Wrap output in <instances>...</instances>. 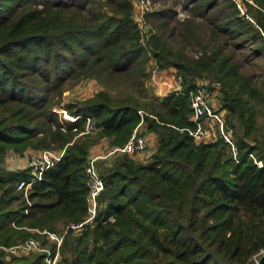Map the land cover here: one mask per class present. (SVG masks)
Instances as JSON below:
<instances>
[{
	"label": "trees",
	"instance_id": "obj_1",
	"mask_svg": "<svg viewBox=\"0 0 264 264\" xmlns=\"http://www.w3.org/2000/svg\"><path fill=\"white\" fill-rule=\"evenodd\" d=\"M251 1L191 0L182 20L173 10L148 13V21H168L154 25L165 33L153 29L144 42L132 0H0V245L24 239L16 222L67 231L66 264H219L204 247L230 264H246L264 249V165L249 158L264 160V68L245 73L246 58L229 52L249 45L251 56L264 59V0ZM151 59L154 70L174 69L183 78L180 91L151 102L102 91L81 106H65L81 116L74 122L54 112L69 82L124 78L144 86ZM209 79L222 84L238 161L220 141L196 144L179 130L194 125L189 93ZM86 118L95 121L96 136H79ZM142 120L157 138L150 160L123 155L102 166L105 190L93 223L69 229L89 215L91 148L104 138L125 145ZM8 147L66 153L27 200L17 186L30 170L2 167ZM0 264L46 263L40 255L0 253Z\"/></svg>",
	"mask_w": 264,
	"mask_h": 264
},
{
	"label": "built area",
	"instance_id": "obj_2",
	"mask_svg": "<svg viewBox=\"0 0 264 264\" xmlns=\"http://www.w3.org/2000/svg\"><path fill=\"white\" fill-rule=\"evenodd\" d=\"M240 10L242 11L241 8ZM137 11V22L142 30V34H146V15L152 11L149 1L138 0ZM154 73H157V71L155 70ZM153 78H155V75ZM153 81L156 83V79H153ZM175 81L176 84L171 92H177L182 89L183 78L176 74ZM221 88L222 84L219 81L208 82L203 80L198 83L189 93V105L192 112L191 120L194 125L179 130L181 132H187L192 141L196 144H211L220 141L231 151L235 161H238V149L234 142L232 130L225 123L224 112L218 100ZM80 117L81 116H69L68 119L74 122ZM86 120V131L82 134L96 130L95 121L92 118H86ZM144 125V120H142L133 136L125 145L110 146L103 151V153H105H102V155H90L89 163L86 168L88 177L87 184L89 187V215L83 223L71 224L70 227H68L69 229L79 231L84 224L93 223L96 217L97 200L99 195L105 190V181L97 170V162L123 155L135 156L145 152L148 140L145 133L141 131ZM65 153V149L61 151L44 149L31 156L28 166L31 176L29 179H24L19 182L17 190L24 194L25 198L28 200L29 193L33 186L43 181L45 173L60 162L65 156ZM249 158L259 167L264 165V160L257 158L253 153L249 154ZM30 230L39 234L42 239L29 238L11 247L0 245V252H4L7 255H16L17 257L38 254L43 256L46 264H66L62 261L61 250L67 231L61 234L49 230ZM45 241L46 244L44 243Z\"/></svg>",
	"mask_w": 264,
	"mask_h": 264
},
{
	"label": "rangeland",
	"instance_id": "obj_3",
	"mask_svg": "<svg viewBox=\"0 0 264 264\" xmlns=\"http://www.w3.org/2000/svg\"><path fill=\"white\" fill-rule=\"evenodd\" d=\"M148 1L150 3L151 8H152V11L150 13H154V12H158V11L159 12H161V11L166 12L167 10H173L172 12L175 13V16H174L175 20H178V19L182 20L184 18H187L189 13H190L189 10H191L190 9L191 8V6H190L191 0H148ZM132 2L134 4L135 10H136L135 22L137 25H139L137 22V19H136L137 15H138V11H137L138 0H132ZM221 2H223V0H221ZM248 2L252 3L251 0H248ZM6 4H8V3H6ZM227 12L228 11H226V13ZM241 14H242V12H241ZM167 21H168V19L162 20V19H156L154 17L153 18L150 17V20L148 21V17H147L146 25H145L146 30H147L146 35L142 34V30L139 27L140 28L139 30L141 31V34L143 37L142 40L144 42H146L151 37L153 29L155 32L158 31L160 33H165L166 29L160 28L158 30V28L157 27L155 28L154 25H157L156 23L161 24L162 22H167ZM153 34H154V32H153ZM229 52H230V54L234 55L233 57L235 60H239L240 62L242 61V58L243 59L246 58L247 62L244 63L245 64V68H244L245 73H260L261 69L264 68V59L263 58L255 59L254 56H251L249 45H247L246 47H244L240 51H236V53H234V50L229 47ZM148 66H149L148 70L151 69L153 71L154 68H156L155 60L151 59L150 63H148ZM155 70L156 71H162V70H157V69H155ZM166 70H168V69H166ZM154 71L152 73L150 80L149 81L146 80L145 85L142 87H137L135 85H132L130 83V80H125L124 78L114 79V80H111L109 82H101V81L99 82L96 79H83V80H80L78 82H69L65 86L62 94L56 98L53 110L56 114H58V116L62 119V121L69 122L70 120L68 119V117L73 115V114L69 113L67 111V109L65 108V106H67V105L81 106V105L86 103L85 102L86 100L93 98L96 94H98L99 92H102V91L109 93V95H111L113 98L121 97V96H123V97L133 96L134 98L139 99L142 102H151V100H157L159 98H163V95L160 96L158 93V90H157L158 85H156V83H154V84L152 83V82H154L153 79L154 80L156 79V78H153L154 75L156 74V73H154ZM175 75H176V73H175ZM204 79H206V78H204ZM201 81H203V80H201ZM201 81H197L196 85L198 83H200ZM206 81L212 82L215 80L209 79ZM220 95H221V93H220ZM219 98H220V96H219ZM219 98H218V100H219V104L221 107V103H220ZM223 112H224V116H225L226 111L223 110ZM140 113L145 115L146 117L150 116V117L154 118V116L152 114H149L146 110L145 111L141 110ZM144 123H145V125L142 126L141 131H142V133H145V135H146L147 133H150V131H148V129H147V125H146L147 121L144 120ZM86 125H87V123H86ZM169 126H171V125L169 124ZM135 131L133 132V134L135 133ZM98 133H99V129H97L95 131H91L90 133H86L84 135L85 136H96ZM81 134L82 133H80L79 136H81ZM133 134H132V136H133ZM155 144H156L155 148H157V146H158L157 138L155 139ZM48 149H51L54 151H61V150L65 149V151H66V147H64L63 149H58V148H48ZM41 150H43V149L36 150V149H33L32 147H23V148L19 149V151H18L16 147H8L6 153L1 158L2 167L7 171L27 170L31 156L40 152ZM120 157H122V156H118L116 158L114 157L112 159L113 161L109 160V159L98 161L96 164V167H97V170L100 173V175L102 176V171H103L102 166H104L106 168L107 167L110 168L113 166V163ZM89 159L90 158H88V160ZM88 163H89V161L86 164V168L88 166ZM17 192L21 193L18 190H17ZM13 226H14V228H17V230L22 229V231L25 232L24 237H23L24 239H21L20 235H16L14 237V240L16 239V243H14L12 245H4L3 244L2 246L11 247V246L16 245L18 243H22L29 238L42 239L39 234L30 230V229H36V228H31V227H27V226L20 227V226H17L16 222L13 223ZM63 228H64L63 224H60L59 229L62 230ZM53 232H56V231H53ZM27 234H28V236L26 238L25 235H27ZM64 242H65V240H64ZM44 243L46 244V241ZM63 246H64V243H63L62 247ZM61 252H62V260H63L66 255H64L62 250H61ZM0 253H4V252H0ZM4 254L8 257L16 256V255H7L6 253H4ZM33 255H38V254H33ZM263 256H264V249H261L252 258H255L257 261H259L260 258ZM67 257L70 258L69 255H67Z\"/></svg>",
	"mask_w": 264,
	"mask_h": 264
},
{
	"label": "crops",
	"instance_id": "obj_4",
	"mask_svg": "<svg viewBox=\"0 0 264 264\" xmlns=\"http://www.w3.org/2000/svg\"><path fill=\"white\" fill-rule=\"evenodd\" d=\"M175 73L176 72L174 69H168V70L157 71V73L155 74L156 85H158L157 90H158V93L160 96L163 95V97H164V96L168 95L169 92L172 90V88L175 86V84H176ZM154 83H155V81L153 82V84ZM146 136H147V140H148V145H147V149L145 150V152L137 154L135 156H132L133 159H135L136 161L141 162V163H147L150 160L153 152L156 149L155 148V146H156V144H155L156 135L154 133L150 132V133H147ZM109 147H110V139L104 138L101 140L100 143L94 145L91 148L90 155L91 156L92 155H102L103 151ZM112 159H109V160H112ZM24 256H31V255H24ZM20 257H22V256H20Z\"/></svg>",
	"mask_w": 264,
	"mask_h": 264
},
{
	"label": "water",
	"instance_id": "obj_5",
	"mask_svg": "<svg viewBox=\"0 0 264 264\" xmlns=\"http://www.w3.org/2000/svg\"><path fill=\"white\" fill-rule=\"evenodd\" d=\"M206 254H211L219 264H230L228 261L220 258L214 251H211L204 247ZM246 264H258V261L255 258L250 259Z\"/></svg>",
	"mask_w": 264,
	"mask_h": 264
}]
</instances>
